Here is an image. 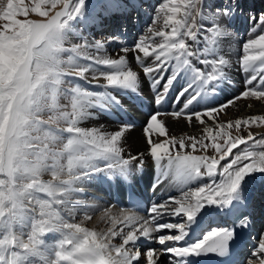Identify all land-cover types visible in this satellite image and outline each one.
Listing matches in <instances>:
<instances>
[{
	"label": "snow or ice",
	"instance_id": "1",
	"mask_svg": "<svg viewBox=\"0 0 264 264\" xmlns=\"http://www.w3.org/2000/svg\"><path fill=\"white\" fill-rule=\"evenodd\" d=\"M136 4L0 0V264H143L142 238L163 246L146 249V264H159L161 255L167 264H202L209 256L217 264H264V227L253 237L248 211L249 184L264 178V138L240 134L242 126L264 125V115L217 121L241 98L264 99V10L248 13L252 27L236 61L245 90L215 104L210 98L231 83L225 53L237 37L232 22L245 13L241 0H163L134 42L123 38L124 28L90 37L97 21L126 16ZM110 44L118 48L109 52ZM144 81L155 108L143 126L146 150L131 154L126 133L135 124L120 114H127L125 100L145 102ZM173 91L182 106L161 111ZM100 115L120 117L117 130L82 126ZM163 115L189 124L194 117L205 134L169 137ZM204 117L219 129L214 135ZM209 147L216 155L206 154ZM148 159L149 190L155 195L170 180L179 198L145 207L133 179ZM100 182L121 192L127 186L131 207L92 195ZM165 216L173 220L160 222ZM213 216L229 219L212 226ZM94 217L97 226L87 227ZM245 234L253 241L247 257L238 251Z\"/></svg>",
	"mask_w": 264,
	"mask_h": 264
},
{
	"label": "bare ground",
	"instance_id": "2",
	"mask_svg": "<svg viewBox=\"0 0 264 264\" xmlns=\"http://www.w3.org/2000/svg\"><path fill=\"white\" fill-rule=\"evenodd\" d=\"M139 1L141 3L142 2L146 3V5H148V6L149 5L153 6V4L157 0H139ZM144 3H143V5H144ZM152 10H154V9H152ZM32 15L34 16V14H32ZM152 15H153V13L151 11V8H149V9H147V7L141 8V6H140L138 13H137L138 17L136 18L134 23H132L130 25L128 22V24H127L128 26L126 28H124V29H126V31L122 33L123 38L125 40H127V42H129V43L134 42L135 39L142 32L145 31V29H146L145 23L150 22V17L152 18ZM247 15L237 16L235 18V20L232 22V26L234 27V29L237 33V37L233 41L231 47L225 53V55H228L231 58V65L227 69L229 76H230L231 83H225L222 85V91H220V96L216 97L214 100H212L210 98V102H212V103H215V104L225 103L227 100L232 99L234 96H239L240 93L245 90V83H244L245 74L239 70V65L236 63V61H237L238 57L241 55V52L239 50L242 46V43L249 38L250 28L252 27L251 22L247 19ZM108 19H109L108 24L110 26L111 25L112 26L109 28L110 33L105 34V36L103 38L113 36V35L119 33L121 30V29L118 30L119 26H117L118 24L122 23L121 20L120 21L117 20V22L114 23L116 18H113L112 20H111V18H108ZM130 20H132V19H130ZM104 23L105 22H103L102 26H104ZM96 25L97 26L92 28L90 33H89L90 37H92V38H94L92 35L93 30L103 28L100 25L99 21L96 22ZM111 29L112 30L114 29V30L111 31ZM95 40H100V39H95ZM117 48H118V45H116V44L108 45V51L109 52H111L113 49H117ZM128 59L131 62V66L135 69L136 65L133 62V53H131V52L128 53ZM145 83L146 82H143V84H142L143 93L146 92V90H145L146 88L149 89V86H147ZM149 92H150V90H149ZM249 105H251V107H249ZM175 107H180V106H175ZM201 107H203V106H201ZM172 110L173 109H170L168 112H171ZM253 115H264V99L257 100L256 98L251 97V96L248 98H241V99L235 101V103L233 105H229L224 110V113L218 116L217 121L219 123L227 124L228 121H234L235 119H245V118L253 116ZM160 119H162L164 121L166 128L169 130L168 131L169 137L175 136V137H177V139H179L181 136H184L185 138H187L188 136L200 137V136H203L205 134L204 133L205 125L199 124V122H197L194 117H193V121L191 124H189L187 122V120L184 116L180 117L179 119H176L170 115H163L162 117H160ZM204 119L206 120L207 126L213 128V132H212L213 135L215 134L216 131H219V129L215 128L212 121H209L207 119V117H204ZM147 120H148V117L145 118L144 120H142L143 124L141 127H134L133 129H131L129 132L126 133L127 142L125 144V148L131 154H136L138 152H142V151L146 150L147 145L145 143L143 126ZM100 125H102L104 127V130H107V131H115L119 127V124L110 122L103 115H100L98 118L93 119L91 121L84 122L82 124V126L86 127V128L87 127H93V126H100ZM249 131H251L252 133L255 134V138L264 137V125H261L260 127H255L254 129L249 130ZM247 132L248 131H246V133L244 135H247ZM240 147H244V146L241 145ZM174 151H180L178 145H177V148L174 149ZM183 151L187 153V152H191V149L186 148ZM233 151L235 152L236 149H234ZM193 154L200 155L199 153H193ZM203 154H205V153H203ZM206 154L210 155V156L213 155L209 152H207ZM221 163H224V161H222ZM151 164H152V160L148 159L146 168L147 169H149L150 167L152 168ZM169 184H170V180H168V182L166 180L165 186L162 188L161 193L155 197V200L166 199L168 196H173V197H177V198L180 197L181 191L177 188L170 187ZM262 186H264V178H261L258 175L256 177V179L249 184V188H250L249 192H254V191L256 192ZM93 188H98V184L94 185ZM91 192L94 193L92 195L99 197L98 196L99 192L97 190L91 189ZM99 198L101 199V201L109 202V201H106L105 199H103L101 197H99ZM113 211H115V209H113ZM141 214H146V213H141ZM77 220H79V217H77ZM171 220H173V218L165 216L164 219L160 222H168ZM86 226L89 228L96 227L97 221H96L95 217H94L93 221L87 223ZM104 226L105 225H103V224L99 225V227H101V228H103ZM168 231L169 230H166V229L162 230L163 233H167ZM114 242L118 243V241H114ZM139 243L141 244L140 250L143 254L142 255L143 264H146V249L151 247V248H155L159 251L163 247V246L159 245L158 243H149V242L145 241L143 238L139 241ZM159 264H167V257L164 255H161L160 259H159Z\"/></svg>",
	"mask_w": 264,
	"mask_h": 264
},
{
	"label": "rangeland",
	"instance_id": "3",
	"mask_svg": "<svg viewBox=\"0 0 264 264\" xmlns=\"http://www.w3.org/2000/svg\"><path fill=\"white\" fill-rule=\"evenodd\" d=\"M162 1L163 0H157L154 4H153V6H151L150 8H151V11H152V13H154L155 12V10H156V8H157V6L159 5V4H161L162 3ZM25 2L27 3L28 2V0H25ZM208 2L209 3H211V4H219L220 2H221V0H208ZM143 3L144 2H142V3H140V1L138 0L137 1V4H136V7L138 8L139 6H146L147 8H148V6L146 5V3H144V5H143ZM241 3H242V6H243V8L245 9V14H248L249 13V11L251 12L252 11V13H259L260 11H262V10H264V0H241ZM144 6V7H145ZM152 9H154V10H152ZM129 14V20L130 19H132V17H136L137 18V9H133L131 12H129L128 13ZM30 16H33L32 14H30ZM130 16H131V18H130ZM113 17H115V16H113ZM118 17H120V16H118ZM19 18H21V19H23V17H19ZM135 18V19H136ZM107 21V20H106ZM150 21H151V17H150ZM129 22H131L132 23V21H129ZM150 22H147V24H149ZM124 26V25H123ZM91 31V30H90ZM93 32V37L95 38V39H102V37L104 36V30L103 29H95V30H93L92 31ZM103 34V35H102ZM234 68V67H233ZM256 126L255 125H251V126H249V127H247V128H245L244 126H242V128H241V132H240V134H245L246 133V131H249V130H252V129H254ZM231 132H232V135L233 136H235V135H237V132L235 131V129H232V130H230ZM259 137H257L256 139H258ZM262 138H264V137H262ZM259 139H261V138H259ZM206 142H209V141H206ZM218 142H220V143H223V141L222 140H219ZM210 143V142H209ZM207 152H209V153H211V154H213V155H216L215 153H214V150L213 149H211V147H209V149H208V151ZM196 153H199V154H203L202 152H196ZM45 179H48L49 177H44Z\"/></svg>",
	"mask_w": 264,
	"mask_h": 264
}]
</instances>
